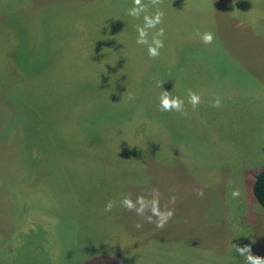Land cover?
Listing matches in <instances>:
<instances>
[{
  "label": "rangeland",
  "instance_id": "rangeland-1",
  "mask_svg": "<svg viewBox=\"0 0 264 264\" xmlns=\"http://www.w3.org/2000/svg\"><path fill=\"white\" fill-rule=\"evenodd\" d=\"M132 6L0 0V264H245L233 244L264 257L251 192L264 168V0H163L155 58ZM163 90L187 116L158 110ZM154 189L175 208L162 230L119 206Z\"/></svg>",
  "mask_w": 264,
  "mask_h": 264
},
{
  "label": "clouds",
  "instance_id": "clouds-1",
  "mask_svg": "<svg viewBox=\"0 0 264 264\" xmlns=\"http://www.w3.org/2000/svg\"><path fill=\"white\" fill-rule=\"evenodd\" d=\"M163 4V0H148V4H145L143 0H133V6L127 10V14L133 18H143V25H137V39L136 43L140 45H147V52L150 57H157L160 55V49L164 47V33L163 27H157L162 25L165 12L160 7ZM149 5L155 9L154 12L149 13ZM150 30H155L151 39H149ZM197 36L204 44H212L215 39V33L212 31H205L200 33L197 31ZM158 87L162 89V82H158ZM188 103L195 109L201 103V94L187 90ZM130 99H133V94L129 95ZM158 110L161 112H176L181 116H187L188 113L185 110V101L176 95H172L169 91L163 90L158 98ZM212 107H222V98L216 96L213 100ZM197 196L203 197V189H196ZM233 199L239 198L241 192L237 188H233L230 192ZM177 197L172 195L169 198V203L175 205ZM119 206L127 211L135 212L137 216L142 217L143 221L149 224H154L157 229H164L169 220L175 215V208L164 205L161 207L159 191L154 189L151 193L145 195H137L135 199L132 198L131 193L123 195L119 201ZM117 207L115 200H108L104 205L105 212H111ZM135 228L140 229L143 227L141 222H136ZM233 249L239 256L244 257L245 264H264V257L254 255L250 245L238 246L233 244Z\"/></svg>",
  "mask_w": 264,
  "mask_h": 264
},
{
  "label": "trees",
  "instance_id": "trees-1",
  "mask_svg": "<svg viewBox=\"0 0 264 264\" xmlns=\"http://www.w3.org/2000/svg\"><path fill=\"white\" fill-rule=\"evenodd\" d=\"M103 88H110V86H103ZM30 101V100H29ZM39 122H43L41 119H38ZM80 122V121H79ZM251 192L257 203L264 209V168L258 170L254 176L251 183ZM71 223L70 221H68ZM69 223L67 225H63L61 227L69 229ZM60 228V227H59ZM71 228V227H70ZM58 231L57 229H55ZM61 230V229H60ZM62 237H58L56 240H62Z\"/></svg>",
  "mask_w": 264,
  "mask_h": 264
},
{
  "label": "crops",
  "instance_id": "crops-1",
  "mask_svg": "<svg viewBox=\"0 0 264 264\" xmlns=\"http://www.w3.org/2000/svg\"><path fill=\"white\" fill-rule=\"evenodd\" d=\"M95 17H97V16H94L93 19H94ZM93 19H91V20L93 21Z\"/></svg>",
  "mask_w": 264,
  "mask_h": 264
}]
</instances>
